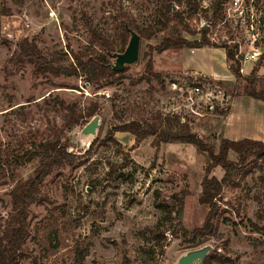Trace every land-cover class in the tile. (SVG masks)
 Here are the masks:
<instances>
[{
    "label": "rangeland",
    "instance_id": "rangeland-1",
    "mask_svg": "<svg viewBox=\"0 0 264 264\" xmlns=\"http://www.w3.org/2000/svg\"><path fill=\"white\" fill-rule=\"evenodd\" d=\"M232 1L193 0L198 10L192 15L187 0H177L175 11L182 14L190 33L195 31L193 35L176 21L164 28L165 0H0V151L22 147L30 132H39L44 139L50 128L61 127L68 110L60 100L76 104L81 113L91 104L99 106L96 134L88 135L83 124L69 133L72 163L55 168L30 207V236L19 264H181L186 255L205 249L202 264H264V158H252L224 186L212 232L193 243L191 232L204 226L209 212L199 202L210 164L207 153L191 144H158L156 137L137 144L130 133H116L118 144L107 138L116 125L176 114L218 152L226 116L211 113L206 99L195 98L192 105L187 97L192 87L205 85L225 94L223 98L212 92L210 103L231 110L234 99L251 98L244 94L247 83L241 79L219 84L181 71L182 50L159 53L157 47L164 38L179 35L200 40L207 29L211 43L250 52L246 20L227 17ZM255 5V14L264 13V0H255ZM121 20L139 34L140 56L136 64L112 77L88 81L82 72L70 78L43 76L33 65L13 59L26 39L49 56L67 53L69 62L89 46L98 48L101 37L119 50ZM149 61L163 83L148 72ZM244 68L242 75L250 76L253 62ZM258 77L255 87L260 89L264 77ZM39 170L35 161L14 175H0V231L12 211L11 190ZM210 177L222 180L224 171L218 167ZM185 191L181 223L166 219L158 205L169 206L176 217V195ZM55 220L58 250L51 249L55 242L47 229Z\"/></svg>",
    "mask_w": 264,
    "mask_h": 264
},
{
    "label": "trees",
    "instance_id": "trees-1",
    "mask_svg": "<svg viewBox=\"0 0 264 264\" xmlns=\"http://www.w3.org/2000/svg\"><path fill=\"white\" fill-rule=\"evenodd\" d=\"M176 1L165 0L166 4L161 11V15L165 18L163 26L166 28L171 21H176L182 25L184 31L190 33L192 31L189 30L184 22L182 14L179 11H175L174 3ZM186 4L191 14L195 15L198 10V5H193V0H187ZM213 9V18H217L219 15V4H215ZM119 24L122 29L119 50L115 48L113 43L101 37L98 41L100 45L98 48L89 46L82 53L74 54L73 61L69 62L67 53L62 52L49 56L43 52L35 41L26 39L18 44V49L16 54L13 55V59L17 62H27L33 65L35 71L43 76H66L70 78L82 72L88 81H97L102 77H112L119 73L114 69L112 55L125 51L130 38L128 29L133 30L132 26L128 25L125 20H121ZM194 32L190 34L194 35ZM207 46L225 48L227 61L232 74L237 81L244 79L247 83L244 87V94L255 100L264 102V84L261 85L260 89L255 87L256 83L260 81L258 70L262 66L264 55L256 63L250 76L244 77L240 71L243 55L237 57L238 46L235 45L231 48L225 45L219 46L211 43L207 37V29L202 30L201 39L196 41H189L182 35L164 38L157 47V51L161 53L172 49L183 50ZM147 70L154 78L163 83L162 76L154 73L151 61L148 63ZM219 84L224 83L219 82ZM237 87V85H234L235 89ZM58 103L62 108L68 110V117L61 127L55 125L50 128V136L48 138L42 139L40 138L39 132H30L21 145L22 147L0 151V175L3 173L14 175L17 169L25 167L35 161L40 166L39 173L35 177L24 182L18 181L10 192L12 211L9 214L6 224L0 231V264H19L20 256H22V252L24 251V245L30 236V207L41 194V186L55 168L72 163L73 154L69 149V133L81 124L85 126L89 124V120L95 118L99 111L97 104H91L90 107L81 113L77 111L76 104L68 105L64 100H60ZM208 110L218 116H227L230 112V109L221 110L218 107H214L213 110ZM189 124L187 120L184 121L183 117L176 114L165 117L157 115L152 121L146 123L133 121L128 124L116 125L108 131L107 138L109 141L118 144L115 139L116 133H130L135 137L137 144L149 137H156V143L158 144H191L202 152L207 153L210 164L207 167L206 175L202 182V193L199 202L201 205L207 206L209 212L204 226L201 229H196L191 232L194 239L193 243H195L198 238H203L212 232L214 219L220 208L218 201L219 198H222L224 186L230 183L239 169L246 165L252 158H264V142L249 139L236 142L221 137L218 152H216L214 147L208 145L193 132ZM231 154H234V160L231 159ZM218 167L224 171L222 180L216 177H210L212 171ZM187 195L188 193L186 191L176 195L179 201V208L177 216L174 218L173 212L169 210V206L158 205L166 211V219L170 221L177 219L181 223L184 201ZM57 221L55 220L53 225L47 228L49 229V236H52L51 242L54 240V236L56 237L53 228L57 226ZM182 230L185 229L182 228ZM59 247V242H55L51 246V249L58 250ZM219 259L221 260L220 257Z\"/></svg>",
    "mask_w": 264,
    "mask_h": 264
},
{
    "label": "crops",
    "instance_id": "crops-1",
    "mask_svg": "<svg viewBox=\"0 0 264 264\" xmlns=\"http://www.w3.org/2000/svg\"><path fill=\"white\" fill-rule=\"evenodd\" d=\"M181 52L182 58L179 62L181 71H189L193 75L208 77L218 82H236L229 68L225 49L207 46L183 49ZM263 67L264 65L259 68L258 76L264 77ZM263 111L264 102L262 101L253 98L234 99L232 108L223 123L221 137L236 142L245 139L264 142Z\"/></svg>",
    "mask_w": 264,
    "mask_h": 264
},
{
    "label": "built area",
    "instance_id": "built-area-1",
    "mask_svg": "<svg viewBox=\"0 0 264 264\" xmlns=\"http://www.w3.org/2000/svg\"><path fill=\"white\" fill-rule=\"evenodd\" d=\"M255 10V0H252V2H250L249 0H233L231 5L227 8V17L229 19H234V17H237V19H234L235 21H240L242 19L246 20V29L250 35V52L244 54L240 51V46H238L237 57L243 55V61L240 70L241 73H244V66L248 62L255 63L260 60L262 55H264V13L263 10H261L260 14L257 15L255 13L258 12H255ZM215 91L217 90H213L211 87H206L205 85H198L196 87H192L191 94L188 95L187 100L190 103L192 102V105H194L195 98H200L201 101L206 99L209 101V103L207 104H210L207 107L213 110L215 106L210 103V101H212L211 97H214L212 92ZM217 92L220 95L222 94L223 98L225 97V94H223L221 90H218ZM218 97L219 95H217L214 99L217 100Z\"/></svg>",
    "mask_w": 264,
    "mask_h": 264
},
{
    "label": "water",
    "instance_id": "water-1",
    "mask_svg": "<svg viewBox=\"0 0 264 264\" xmlns=\"http://www.w3.org/2000/svg\"><path fill=\"white\" fill-rule=\"evenodd\" d=\"M128 30L130 33V40L125 51L123 53H115L112 55L115 61L114 69L117 72H123L126 67L136 64L139 61L141 38L134 30ZM98 126V117H95L88 125H86L85 131L88 135H95ZM207 254V249L188 254L181 259V264H194L196 261H199V264H202Z\"/></svg>",
    "mask_w": 264,
    "mask_h": 264
}]
</instances>
